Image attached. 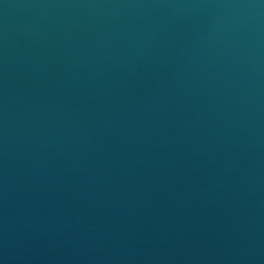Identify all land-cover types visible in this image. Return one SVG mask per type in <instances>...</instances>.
Instances as JSON below:
<instances>
[{"label": "water", "instance_id": "obj_1", "mask_svg": "<svg viewBox=\"0 0 264 264\" xmlns=\"http://www.w3.org/2000/svg\"><path fill=\"white\" fill-rule=\"evenodd\" d=\"M0 264H264V0H0Z\"/></svg>", "mask_w": 264, "mask_h": 264}]
</instances>
